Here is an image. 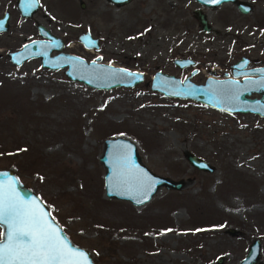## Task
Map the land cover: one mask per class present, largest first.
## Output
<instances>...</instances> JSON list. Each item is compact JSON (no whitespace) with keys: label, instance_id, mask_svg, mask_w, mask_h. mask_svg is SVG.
Segmentation results:
<instances>
[{"label":"rangeland","instance_id":"374dc122","mask_svg":"<svg viewBox=\"0 0 264 264\" xmlns=\"http://www.w3.org/2000/svg\"><path fill=\"white\" fill-rule=\"evenodd\" d=\"M246 1L252 8L241 13L230 2L38 0L22 17L15 0H0V14L9 12L0 31V169L39 197L94 264H236L254 237L264 264V118L164 96L148 84L157 69L184 77L194 67L195 82L231 75L240 55L246 67L263 65L264 0ZM195 7L216 31L199 28ZM36 22L62 39L61 51L140 70L144 80L94 89L63 68L40 67L37 57L11 63L7 51L40 37ZM82 31L98 47L83 46ZM176 56L194 64L179 68ZM114 136L132 141L151 171L185 184L161 186L139 205L106 197L98 157ZM185 151L212 170L191 165Z\"/></svg>","mask_w":264,"mask_h":264},{"label":"water","instance_id":"95a60500","mask_svg":"<svg viewBox=\"0 0 264 264\" xmlns=\"http://www.w3.org/2000/svg\"><path fill=\"white\" fill-rule=\"evenodd\" d=\"M109 1L122 4L130 0ZM196 1L209 7H215L227 1L235 2L237 9L242 13H246L252 8V5L244 0H219L218 3H213L211 0ZM80 5L82 6L83 3L81 2ZM15 7L20 16L30 17L38 8V0H35L34 7H28V0H15ZM196 12L199 28L204 31L213 29L207 23L206 15L199 9H196ZM8 17L9 12L7 10L0 14V25H2L0 31L7 29ZM35 27L40 35L39 38L25 41L19 48L6 52L11 63L19 65L29 58L37 57L40 67L46 69L63 68V73L67 78L94 89L132 87L144 80V73L140 70L102 62L97 57L86 60L79 55L61 51L62 39L60 37L52 34L49 29L38 22L35 23ZM77 38L85 47H98L97 38L91 36L88 31L78 33ZM172 63L183 68L193 65L194 60L190 57L176 56L172 59ZM247 63L248 57L240 56L230 64L231 75H226V73L223 77L207 75L201 82L190 79V76L197 70L194 67L184 77L157 69L151 74L148 84L151 90L164 96L191 99L225 113H255L264 118V80L261 79L264 72L260 71L264 70V65L246 67ZM121 69L126 70V72L117 71ZM129 72L136 75L129 76L127 75ZM249 80L260 81V83L249 84ZM252 92L258 95L251 97L250 93ZM185 157L196 168L212 170V167L205 160L189 151H185ZM98 159L104 168L102 174L104 195L109 198L126 200L132 205H139L147 201L161 186L165 189L179 190L185 184L183 178L174 179L158 175L147 168L141 163L135 144L125 137H105ZM0 182H11L19 195L26 200H37L40 207L49 213V220L53 226L60 229V235L68 246L84 253L87 264H94L88 251L69 239L61 226L50 216L49 210L39 197L25 186L11 169H0ZM0 226L2 231H7L6 225ZM226 231L228 233L234 232L232 228H228ZM258 258L259 239L254 237L248 243L245 254L236 264H260Z\"/></svg>","mask_w":264,"mask_h":264},{"label":"snow or ice","instance_id":"6c2138e0","mask_svg":"<svg viewBox=\"0 0 264 264\" xmlns=\"http://www.w3.org/2000/svg\"><path fill=\"white\" fill-rule=\"evenodd\" d=\"M34 6L35 0H28V7ZM0 225L7 226L0 231V264H87L85 254L68 246L38 201L21 197L11 182H0Z\"/></svg>","mask_w":264,"mask_h":264},{"label":"flooded vegetation","instance_id":"af4514ba","mask_svg":"<svg viewBox=\"0 0 264 264\" xmlns=\"http://www.w3.org/2000/svg\"><path fill=\"white\" fill-rule=\"evenodd\" d=\"M109 1V0H108ZM244 1H246V0H244ZM109 2H111V3H113L112 1H109ZM227 2H230V3H232L234 6H235V8L237 9V7H236V5H235V2H231V1H227ZM223 3V2H222ZM114 4H116V3H114ZM221 4V3H220ZM203 5V4H202ZM206 7H209V6H206ZM210 8H213V7H210ZM196 9H199L201 12H203L200 8H198V7H195V8H193L192 9V14H193V17H195L196 18V20H197V22H198V19H197V17H196ZM238 10V9H237ZM239 11V10H238ZM204 13V12H203ZM242 13V12H241ZM205 14V13H204ZM206 20H207V17H206ZM207 23L211 26V24L208 22V20H207ZM199 24V23H198ZM202 30V29H201ZM204 31V30H203ZM209 31H211V30H209ZM214 31V30H213ZM240 56H243V55H240ZM239 56V57H240ZM245 56V55H244ZM238 57V58H239ZM246 57V56H245ZM237 58V59H238ZM236 59V60H237ZM234 62V61H233ZM248 63H249V59H248ZM247 63V64H248ZM231 64V63H230ZM264 65V64H263ZM225 75V74H224ZM214 77H216V76H214ZM50 216H51V214H50ZM52 217V216H51ZM53 218V217H52ZM54 219V218H53ZM62 228V227H61ZM62 230L64 231V229L62 228ZM0 231H2V227L0 226ZM65 232V231H64ZM67 235V234H66ZM68 236V235H67ZM259 239V238H258ZM261 247H262V244H261V241H260V239H259V261H260V264H262V261H261V259H260V249H261Z\"/></svg>","mask_w":264,"mask_h":264}]
</instances>
